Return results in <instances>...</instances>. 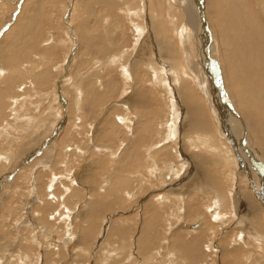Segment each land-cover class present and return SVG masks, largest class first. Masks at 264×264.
Listing matches in <instances>:
<instances>
[{
    "label": "bare ground",
    "instance_id": "obj_1",
    "mask_svg": "<svg viewBox=\"0 0 264 264\" xmlns=\"http://www.w3.org/2000/svg\"><path fill=\"white\" fill-rule=\"evenodd\" d=\"M96 1L98 2L99 5L105 6V12L107 14L103 22H100L99 20L100 23H103L102 28L100 27V23H98V19H97L98 14H96V10H95L97 6L90 3L89 0H0V21L3 20L2 21L3 24L2 23L0 24V29H2V27L7 25L8 21L6 20V17H15L13 23L11 24L13 25V27L16 24L15 30H13L12 27L11 28L7 26L6 28L4 27L3 29L5 30L2 29L0 36V166L3 167L5 165L4 163H8L9 161H12V159L14 158V156H12L14 155L13 154L14 152L15 154L18 153L19 156L18 155L17 156L18 158L19 157L20 158L19 160L18 158H16L18 160V161L15 160L17 161L16 163L13 160L15 164H13V162H12L13 165L8 164L11 168L10 172H14L15 170L17 171L18 168H21L19 166L23 164L22 163L23 160H27L30 157L34 159L33 162H31L28 165H25L22 171H20L19 173L17 172L16 177H14L11 182H9L7 185L4 186V191L5 193H7V195L5 197L4 195H1L2 197L0 204V209H3V212H5V209L7 211H10L12 214L15 211H17L14 208V203L13 206L11 207H9L8 205L9 209H7V206L4 205L5 199L8 196L10 189H12L11 192H13V194L15 195L16 194L21 195L22 193L24 194L26 200L32 206L30 208L31 210H29L30 212L24 210V215H22V219L21 218L18 219V217L16 216L18 220H16L15 217L14 219L10 218L8 212L6 211L7 214L4 213L5 215H7L5 216V219L9 218V220L7 221L5 220L6 223L4 221L5 226L13 225L11 226V228L15 227L14 229H17L16 224L18 225L24 224L25 227L29 229L31 225L33 227L35 226V222L38 220L37 218H39L42 222L43 221L48 222L47 224H49V220L51 222H55L56 224H54V226L56 230L54 232H56V234H52V229L49 228L50 227L49 225H48L49 227L47 226L48 228L46 227L43 228V226L42 228L43 230L45 229L46 232L48 231L47 233L51 235L49 239L52 241L49 247L50 250L51 251L53 250V252L55 253L53 257H60L61 250L63 251L65 249L64 248L65 243H63L62 241L64 240L63 239L64 236L69 234L70 235L69 238L71 237L74 238V236L71 235L70 223H72L71 229L73 230L74 228L75 230L76 228L75 225L76 226L78 225H77V220L76 222H74L75 221L74 219L76 216L77 217L83 216L81 215V213H83L82 211L84 209L87 210V213L85 212L86 216H84V218L86 217L87 220L90 217L92 218L90 219V221H92L93 219L99 217V215L103 211L109 208L108 201H106L105 199H110L111 201L114 195L119 197L121 200L123 199L125 200L127 198L131 199L132 201H135L136 204L139 202L140 199L143 200V198L149 196L147 200L145 199L146 201L143 200L144 201L143 204H140L141 208L138 207L140 208L138 211H137L138 208L136 209L137 218L140 219L142 226V231L140 234L138 233L139 236L136 240V246L138 245V249L140 253L143 251L148 252L152 249V247L156 246L157 237L159 241L161 239V234H159L160 232H158L160 228L159 227L160 222H165L166 225L165 227L162 225V228L163 227L165 228L163 234H165L166 236L165 238L163 237L164 240L161 241V244H159L158 250L159 249H162L163 251L170 250L172 259H169V261L172 262V264H233L234 255L237 253H238L237 255L243 254L241 250H237V248H235L237 247L235 244L241 242L243 238L246 236L242 235V233L240 232L241 234L236 233V235L231 239H226L228 237V234H230L229 232H231L228 231L229 228L228 219H230L231 217L229 218L227 217V215L232 210L230 212L225 211V206L227 205V201H229L230 203V199L228 196L229 194L227 195L223 191V184L221 183L223 180L222 179L217 180L212 172L208 171V173L210 172L211 174L209 173L210 176L209 177L206 176L207 178H205V173H207V171L204 172L203 170H205V167L200 166V164H199V168L201 169L199 171L200 174H196L195 170L197 171L198 169H196L195 167V170H193L192 167L197 166V162L199 163V161L197 160V162H195L194 159L195 155L193 153L192 156L190 155L188 156L190 159L187 157L189 160L186 157H184V154L182 156L179 148H180V143L182 142L184 143L183 140L185 138L182 140V138L178 134V128L180 127L178 126L180 118L178 113L179 110L177 107L181 109L182 103H184L188 113L191 114L193 117L192 119L191 115L190 116L188 115L189 123L193 121V123L196 126L198 125L202 129L208 130V133L211 134L212 133L211 129L213 126L209 124L211 121L207 122L208 112L207 111H206L207 113L205 112L203 104H201L200 102L201 98L197 95L196 92L199 91L201 93L202 98H204L203 100H205V96L207 99H210L211 89L215 88L217 92L216 94L218 95L217 98L221 99L222 105L224 106V110H226V107L229 105V107H231L235 112L234 115H231V117L233 118H230V120L228 119L227 121L228 126L231 128L232 124H236L239 120H241L242 122L241 127L244 129L243 131L244 134L242 130L239 131V129L241 128L238 126L237 127L238 132L236 133V135L238 134L239 136V137L237 136L239 143V145L238 144L237 145L239 146L238 148L239 151H242L243 159L247 160V150L243 142L244 139L249 140L247 133L249 137L250 134L247 130H249L250 133L252 134L253 137L252 141L255 143L258 150L260 151L261 157L264 159V0H96ZM66 2L68 4H66ZM47 3L63 4L61 6V10L63 12L62 21L67 22L66 27L63 23V27L65 28L64 36L66 37V41L63 39L60 40V42L62 41V45L67 44L68 51L65 54L62 62L59 64L57 63L55 66V68L59 69L57 72L60 74V77L59 79H56L54 81L53 88L50 90V92L39 93L38 92L39 90L36 89L37 99L38 101H40L42 106L39 104V102L37 104L35 103L28 104L30 106L33 105L37 110L41 106V108L39 109L40 115L36 117L34 116L32 117V115L29 113H21L24 110V105L27 104L26 102L29 96L27 95V97L25 96L23 97L22 93L25 91L27 84L25 83L26 85L22 84L20 86L19 81L22 80L23 82V80L29 78V76L26 77L29 74V72L26 71V69L27 70L38 69L39 67L38 68L36 67L38 64H42L41 66H43V69L33 74V78L36 82L33 88L36 87V85H39V87L40 85L45 86V84L48 81H50L49 80L50 73L48 69L44 70V68H47L49 63L52 61L53 57L56 56V55L54 56V54H56L54 52L55 44H53V42L49 40V42H52V46H48L49 44L51 45V43H48L46 48L39 51L42 56L39 59H37V57L36 59L29 58V56L27 55L30 54L33 49L34 52L38 53V51L37 50L35 51V49L39 48V47L36 48L40 38L39 34L41 35L43 33V30H41L43 27L41 21L44 15L46 14L43 11L44 9L43 6ZM7 6L10 7L11 10H8L6 8ZM92 6H94V8ZM83 7L84 9L88 10V15L90 17L88 16L86 17L84 15V12L82 10ZM5 10L6 12H8L7 15ZM78 13L82 15L79 16ZM88 18H91V20H89ZM125 20L132 27V31L134 33V35L132 36L133 37L132 40L134 41V45L132 44L134 51H137L138 46L142 44L141 37L143 36L148 26V30L150 29L153 35H155L158 38L159 47L164 46L166 51H168V54H170V56L166 58L170 65L168 75H166V70L163 69V67H161L159 64L161 63L160 62L161 56L159 57L160 52L153 54L148 53L150 54L148 55L149 57H147V55H145V57H142L141 55L142 51L140 52L138 51L140 55L138 57L140 59V63L138 61L137 62L135 61L138 59H135L134 60L135 64L133 65V67H136L135 70L137 71L138 70L137 67L140 66L142 61V64L146 68V70L152 72V83H150L152 88L154 89L158 88L160 90H163V94L162 93L161 94L163 95L166 101L165 109L167 113L166 114L167 119L163 121L164 124L158 122L159 123L158 126L155 125V119H156L155 113L149 112L150 114L148 115L145 116L142 115L141 116L142 119H141V117H137V114H135L133 111V108L134 109L140 108V110L142 111V106L145 105L151 99L152 94H155L158 97H160L159 96L160 94H156L155 90H153L154 93L151 92V90H149L148 88L149 86L140 87L136 95H134L136 93L135 91L131 92L133 83L136 84V77L133 75L134 71L131 72L130 68L129 71L126 70L125 68L126 66L124 67L123 63L125 62V59H127V57L129 56L130 51L132 49L130 47H132V45L129 44L130 46L124 47L123 49L119 48L122 49L120 52H117L115 54L114 53L110 54L103 59H98L96 62H94L95 64L93 63L94 68H91L90 70H87L84 73H82V71H79L77 73V76L70 74L71 70L78 63L77 60L78 56L79 55L82 56L86 49L91 51L95 47H97L99 48V50H102L103 48L102 52H107L108 47L111 46V44L113 43L118 45L119 47V43L121 41V36L123 35V31L125 33L124 30ZM138 20L141 22L138 23ZM170 26L171 28H169ZM128 28L130 29V27ZM101 29H103V31H101ZM129 32H131V30ZM170 32L175 37V39L178 40V42H175L174 40L173 41L177 44L179 43L180 48L182 47L184 49L186 54H183V56L186 55L187 57L191 58V60L189 59L190 60L189 64H192L193 67L192 70L195 72L196 78L194 81L196 83L194 84L195 85L194 88L197 89L196 92L190 87V85L188 86V84L185 92L184 90L180 89V83H183L181 79V75L183 73L184 74L186 73L184 71V68H182L181 65L179 64V62L182 63L181 56L177 53L179 49V45H177L178 49L176 48L177 49L176 52L173 49L175 43L173 42L174 44L172 45V43L168 39L169 36L168 34ZM10 33H12V35L9 37V39H7ZM149 34L151 33H148V35ZM126 35L129 36L128 34ZM207 39H208V47H206ZM110 41L112 43H110ZM188 41H192L191 42L192 44H188ZM195 41L196 42L198 41L197 53H199L201 57L199 61H197L196 53L191 52V50H194ZM61 47L63 48V46ZM77 47L78 50L76 49L77 52L73 53V55H75L73 56L71 52L74 48ZM20 60L29 61V63L22 65V69H21L19 68L21 66ZM202 62L206 70H203V66L201 64ZM95 65H99L100 67L96 66L99 68L105 66H107V68L108 66L110 68L120 66V77L123 79L124 82V86H123L124 89L122 88L123 93L121 91V95H122L121 98L123 101H119V103H117V105L123 108L122 113H120L119 115L117 114L112 119L109 118L110 115L108 116L107 114H103L101 115V117L99 115L100 118L96 116L99 121V122L96 121L97 123H99V125L96 124L98 126L97 131L99 137L103 136L104 138H106V140L111 141L116 136L115 135V133L117 132L116 125H120L125 130L126 138L130 137L128 138L130 139L129 143L128 141L124 142L123 140L119 143L120 145L118 147V151L113 150L115 146H113L112 149L111 145L108 147V145L105 146L102 143H101L102 146L95 143L97 146H94L92 148L91 154H95L94 153L95 151L96 154L109 153L110 156L114 157V160L112 161L115 162L114 163L115 167H113L114 170L110 171L111 172L110 175L108 174L109 178L107 177L106 179H104V183L103 185L100 186V189L97 188L98 192H94L95 190L92 188L91 191L89 190L87 191L86 188L83 189L84 187L81 185H83L82 182L84 181L83 178L85 175L88 174V177L86 176L85 177L88 178L89 180L91 179V181L93 182L95 181V178H93V175L90 172L91 166L89 167L88 164H87L88 166L86 165L83 168L80 166L82 168L81 170L79 169L76 170L74 168L75 166L78 167V165L75 164V162H73L75 160L74 156L73 158L70 156L73 159V161L72 159L67 158L69 159V161L71 160V162L75 164V165L73 164L74 167H72L75 169L74 171L67 170V173H65L66 175L63 174V176H60L59 175L60 173L57 174L56 170L54 169L55 165L60 164V163L56 164L55 158H57V161L62 160L61 157L63 158L64 156L63 154L66 152H70V151L73 152V149H75L79 152V154L86 155L85 150H82L79 146H74L72 140H74L77 144L79 139H81L83 140L81 142H83V144L85 145V143L88 142L90 137L88 132H83L86 126V122L84 121L85 117L83 116L87 115L86 110L83 111L84 110L83 106L85 104L94 105L92 103L93 102L92 96H94L95 93L93 95L92 92L93 89L91 90V88L89 87L87 88V90L85 89V87L82 88L81 79L82 80L85 79L87 75L93 70L95 69L98 70L99 68H95ZM187 68H191V67L187 66ZM146 70L144 71L146 72ZM23 71H25V74ZM145 75H141V76H145ZM192 76L194 77V75ZM179 79H181V81ZM170 83H172L173 90ZM174 83H178L179 90L181 91L180 95L177 93L178 89H176L175 87L176 84L173 85ZM99 84L100 85L98 86H101V83ZM95 86L96 85H94V88ZM29 87H31V84ZM91 87H93V84ZM68 91H72L73 94H75L73 95L74 98L72 99V101H70L71 98L68 97L67 94ZM164 91H166L167 97ZM55 94H57L61 98L60 102L58 101V96L53 97ZM85 95H87V99ZM97 96L100 95L98 94ZM156 97H154V100L156 99ZM181 97H182V103H180ZM66 98H68L67 100L68 105L72 102L71 105L72 107H74L75 113L72 112V114H74V122L70 120V123L68 121V124L67 123L66 125L63 124L64 127L61 126L63 127V130L60 132V135L58 136L56 141L53 144H50L52 146L49 145L50 146L49 149L45 151L43 150V153L39 156V152H35V150L37 151V148H40L42 144L45 141H47V138H49L47 136H50L54 132L53 130L56 128V125L61 124L62 118H60V115L63 112L61 113L60 108L67 110V108H64V106H66L65 105ZM88 98L90 99L88 100ZM160 98H158V100ZM175 99L177 100V102L175 101ZM32 100L34 101L33 98ZM111 101H113V99ZM160 102L163 101L160 99ZM217 103L219 102L217 101ZM220 110L222 111V108ZM42 111L43 112L45 111L44 113L45 117L47 115H50L52 117L55 114H59L57 121L59 120V118L60 121H58L59 122L58 124L55 123L56 125L54 126L55 127L54 129H52L53 128L52 126L49 129L48 128L44 129L43 131H45L46 134L44 133L45 135L42 136L38 145L36 144L37 146L35 145L36 147H34L33 149H31L30 147V150L28 151H26L24 148L23 149L24 151H22L23 153L20 156L21 152L19 151L22 150L21 149L23 148L22 145L25 143V142L23 143L24 139L22 140V138L24 137L27 138L28 135L30 134L34 135L33 133L37 132V130L42 131L43 127L45 126V123H43L45 121L42 120V116H43L41 115ZM31 112L33 111H30V113ZM67 112L68 115L71 114V111H69V109ZM144 112L145 111H143V113ZM90 115L88 114V116ZM156 115H158V113ZM136 117L138 120L135 122ZM148 117L150 119L152 118L151 121H149L150 119L148 120ZM235 119L237 120V122L235 121ZM216 121L218 122V118L216 119ZM54 122L55 119L53 123ZM114 126H116V128ZM156 126L159 129L157 130L162 133L160 132L158 133L157 131L154 130V128L156 129ZM92 128H94V126L92 124H89L88 129H92ZM222 129L223 127L220 126L219 131H222ZM69 132H71V134ZM12 133L17 136L13 135ZM56 133L58 134L59 132L57 131ZM83 133L85 134L87 133V136L82 137L81 134ZM156 133H158L157 138H159V143H157L158 142L157 141L155 143L153 142L155 144V145L153 144V146L148 145L152 143V142L150 143L149 141L152 140L153 136H155ZM67 135L70 136L69 137L70 139L67 138L69 139L68 140L69 143L73 144L74 147L70 148V146L66 147L65 145L61 147V150H58L59 146H61V144L64 142L63 140L66 139ZM74 135L76 136L74 137ZM95 136L94 137L97 141L99 137H97V134ZM219 136L221 139H223L222 133L219 134ZM92 141L93 140L91 139V142ZM190 143L193 144V141L191 140ZM46 145L47 144L42 146L43 147L42 149H46ZM78 145L81 144L78 143ZM143 145L144 146L147 145V146L144 147ZM171 145L175 146L174 148L175 152H172V154L175 155L169 154L171 152H168L167 147ZM5 149L7 151H5ZM59 151L61 153H58ZM250 153L252 154L251 151ZM159 154H161V156L163 157L166 156L168 159H171V157L169 156L172 155L173 157H175V159L174 160L167 159L166 161H164L166 158L160 157V159H162L163 162L161 161V163H159L160 160L158 161L156 159L158 158L157 156ZM69 155H71V153H69ZM232 155H233V151H232ZM76 156L78 159L80 155L78 156L76 154ZM231 158L233 159L234 162L233 164H235V166L238 167V162H236L234 155ZM65 159L66 158H64V161ZM102 159L103 158L98 159L96 160V162H94L95 164L94 166L97 170L98 168H101L104 165V160ZM65 163L62 164L63 167L66 166ZM188 163L190 164V169L193 170L192 172H195L194 174L195 176H197L196 179L198 180H195L194 177H193L194 180L193 179L191 180V177L186 174V171L189 168V167L187 168V166H189ZM229 164L231 165L230 162ZM111 165L113 164H110V167ZM160 165L162 167H160ZM254 165L257 168L259 176L253 174V171H250V168L249 167L247 168L246 166H244V171H246V173H244V171H242V169L240 168L237 169L241 170L239 171L241 174H243V178L248 175V177L253 182L257 181L260 182L262 185H264V174H263L264 168L261 167L260 164L256 161L254 162ZM56 167L58 168V166ZM137 167L139 169H136L135 171V168ZM247 172H249L250 175L247 174ZM244 174L247 175L244 176ZM251 176L255 178V181ZM235 178L237 180V177ZM137 179L141 180V182L140 181L139 182L141 187L144 186L143 190H140L139 184L137 185L138 182L136 181ZM134 180L136 181V184H133ZM20 181L23 182V186H20V183H22ZM232 181L234 182L233 178ZM247 183L249 182L247 181ZM173 184H178V186L179 184H181L183 186L182 187L179 186V190H178L177 186L175 185L177 189L176 192H172V193L167 192L169 188H172L171 186H173ZM168 186L169 188L167 190ZM235 186L237 187L238 185ZM252 186H254L253 183ZM34 189L36 190V193L34 192ZM259 189L256 196L262 202V205H264V187H259ZM82 190L88 192L89 194L90 192H92V195L90 194L91 200H87V204L85 206L86 208L80 210V207H82L81 202L79 201L77 202V200H73V199L77 197V195L80 194ZM137 190H140L141 193L137 192ZM172 190H174V188H172ZM210 191H212V193ZM254 193L256 194V192ZM210 194H214V195L211 196ZM253 195H251L252 198ZM70 199L71 202L74 201L73 209L70 207ZM258 199H256V201ZM113 201L117 204H120V201L117 199L116 200L114 199L111 202ZM57 203H58V209L56 210V212H53L55 210L54 207L56 208V206L54 205H56ZM202 203H205L203 204L205 206L201 207ZM63 207L64 209H62ZM131 208H133V206H131ZM174 208L176 209V213L173 210ZM64 210L67 212H65ZM116 211H118V208ZM116 211H114L113 213H115ZM57 213L58 215L56 216ZM125 213L126 212H124V214ZM179 213L185 218L195 216L194 221H192L191 219L190 222H183L184 221L182 220L183 217L181 219L178 218L180 217L178 215ZM163 216L165 217L163 218ZM31 217H32V221H31ZM77 217L76 219H78ZM3 218L1 219L3 220ZM50 218L53 219L54 221L51 220ZM112 218L114 217L112 216ZM131 218L133 217L131 216ZM232 218L236 219V215L232 216ZM2 220L0 225L3 222ZM188 220L186 219V221ZM242 221L243 220H241L240 218V224H239L240 227L242 226L244 227ZM136 222H138V220H136ZM9 223L12 224L10 225ZM92 224L94 225V222ZM111 224L113 225L114 222H112ZM239 225L235 227L238 228ZM254 225L257 226V228L259 229L260 234L256 235L257 237L255 236L253 237L257 238L256 239L258 240L257 243L264 244V226L261 223V219H255ZM93 227H95V225ZM11 228H9V230H11ZM116 228L118 229L120 236L121 235L124 236V234H126L127 231L126 228H123L120 225L116 226ZM219 228H222L221 230L222 232L219 231ZM139 230H141V228ZM2 231H4L5 234L4 228L2 229ZM33 231L36 230L34 229ZM254 232L256 231L254 230ZM33 233L31 234L33 235ZM80 233L81 235L80 234L79 235L82 240H85V237L86 239H88V237L92 234V232L90 233L89 231H86L85 233L81 231ZM218 233L219 235L220 234L223 235V237L220 240L218 238L219 237ZM57 234L63 235L61 241H59L60 239L57 238L58 236ZM38 235L40 234L38 233ZM47 235H44V237ZM39 237L40 236H38V239ZM0 238L2 239L3 237ZM155 238L156 240H153ZM222 239H226V240L221 241ZM77 240L80 241V239L78 238ZM221 242L223 246H219ZM4 243L6 244V242ZM4 243H2V246ZM10 243H8L6 246L9 247ZM29 243H27L26 241V243L24 244L30 245ZM70 244L68 242L67 245ZM37 245L38 243L35 244V246ZM248 246L250 245L248 244ZM170 247L173 248L174 251L171 250ZM13 249L14 246L13 248L10 246L8 248V251L10 250L12 252ZM40 250L37 253L41 252ZM47 250L45 249V251ZM22 251L11 253L12 256H10L9 259L8 260L6 259L7 261L4 262H6V264H25L23 261L24 260L26 261L28 259L30 260L29 258L30 256H28L26 253L21 254ZM3 252H5V250ZM50 252L46 253L47 255L45 254L44 255L50 256L49 255L51 254ZM114 252L115 251L113 250V254H115ZM41 253H39L40 255L39 254L34 255L36 257L35 258V261L37 262L36 264H42L41 262L42 260H40V257L42 255ZM6 254L5 256H7ZM137 254L139 255V253ZM152 255H153L152 257L151 256L147 257L148 259L146 260V262H148V264H150L149 262L150 261L152 262V260L155 261L156 257L159 258L160 257L159 255H161V253L158 252L156 249V251H154ZM248 258H246V261H250ZM41 259H43V255ZM50 261L51 260H47L46 263L44 264H51ZM107 262H105L104 260L102 264H106ZM33 263L35 264V262ZM262 264H264V262Z\"/></svg>",
    "mask_w": 264,
    "mask_h": 264
},
{
    "label": "rangeland",
    "instance_id": "obj_2",
    "mask_svg": "<svg viewBox=\"0 0 264 264\" xmlns=\"http://www.w3.org/2000/svg\"><path fill=\"white\" fill-rule=\"evenodd\" d=\"M90 1V3H92L93 5H95V6H97L96 8H95V10H96V14H98L97 15V19H98V23H100V22H103L104 21V19L106 18V16H107V14H106V12H105V6H103V5H99L98 4V2L96 1V0H89ZM64 2V1H63ZM66 4H68L67 2H66ZM63 4L62 3H47V4H45L44 6H43V11L46 13L45 15H44V17H43V19H42V24H43V27H42V29L41 30H43V33L40 35L39 34V41H38V43H37V47L36 48H38V49H35V51L37 50L38 51V53L37 52H34V49L31 51V53L30 54H27L28 56H29V58H34V59H36V57H37V59H39L40 57H42L41 56V53L39 52V51H41L42 49H44V48H46L47 47V44L48 43H51V45L49 44L48 46H52V42H53V44H55V47H54V52L56 53V54H54V56L55 57H53V59H52V61L49 63V65H48V67L47 68H44V70L45 69H48V71H49V73H50V81H48L46 84H45V86H41L40 85V87H39V85H36V87H34L33 88V86H35V80H34V78H33V74L34 73H36V72H38V71H40V70H42L43 69V66H41L42 64H38L36 67L39 69H33V70H27L26 69V71H28L29 72V74L26 76V77H28L29 76V78H26L25 80H23V82H22V80L21 81H19V84H20V86L22 85V84H24V85H26L27 84V87H28V89H27V87H26V89H25V91L22 93V95H23V97L25 96V97H27V95L29 96V98H28V100H27V104H25L24 105V110L21 112V113H29V114H31L32 115V117L34 116V117H36V116H39L40 115V112H39V109L41 108V103H40V101H38V99H37V94H36V89L37 90H39L38 92L40 93V92H43V93H48V92H50V90L53 88V85H54V81L56 80V79H59V77H60V74L57 72L59 69H57V68H55V66H56V64L58 63H61L62 62V60H63V58H64V56H65V54L67 53V51H68V46H67V44H64V45H62V41L60 42V40H65L66 41V37L64 36V32H65V28L63 27V23H64V25H65V27H66V23L67 22H64V21H62V18H63V12H62V10H61V6H62ZM93 8H94V6H92ZM8 10H11V8L10 7H6ZM80 8V7H79ZM83 12H84V15L87 17H90L89 15H88V10L87 9H84V7H83ZM103 10V11H102ZM5 12H6V10H5ZM7 13L8 12H6V15H7ZM78 15L80 16V15H82V14H79L78 13ZM14 18L15 17H6V20L8 21V23H7V25H5L4 27L6 28V26L7 27H12L13 28V30H15L16 29V24H15V26L13 27V25L11 24V23H13V20H14ZM89 20H91V18H88ZM99 20H100V22H99ZM2 21L3 20H1L0 21V24L2 23ZM141 21H139L138 20V23H140ZM125 28H124V30H125V33H124V31H123V35L121 36V41H120V43H119V47H118V45H116V44H111V46H109L108 47V51L107 52H102L103 51V48H102V50H99V48H97V47H95L93 50H88V49H86L85 51H84V53H83V55L82 56H78V58H77V60H78V63L75 65V67L71 70V72H70V74L71 75H74V76H77V73L79 72V71H82V73H84L85 71H87V70H90L91 68H94V62H96L98 59H103V58H106L108 55H110V54H115V53H117V52H120L124 47H127V46H130V45H134V41L132 40L133 39V35H134V33H133V31H132V27L129 25V23L125 20ZM3 24V23H2ZM11 24V25H10ZM129 25V26H128ZM141 25H143V24H141ZM102 26H103V23H100V27L102 28ZM127 26V27H126ZM4 27H2V29L4 28ZM128 27H130V29L128 28ZM128 30H127V29ZM169 28H171V26L169 27ZM2 29H0V36H1V31H2ZM3 30H5V29H3ZM131 30V32H129ZM101 31H103V29H101ZM150 29L148 30V26H147V28H146V30H145V32H144V34H143V36L141 37V45L140 46H138V49H137V51H134L133 50V45H132V47H130V48H132L131 49V51H130V54H129V56L127 57V59H125V62L123 63V65H124V67L126 68V70H128L129 71V68H130V70H131V72H133V75L136 77V84L135 83H133V86H132V88H131V92H136L134 95H136L137 93H138V89L140 88V87H143V86H149L148 88H149V90H151V92H153L154 93V91L153 90H155V92H156V94H160L159 96L161 97H158L157 95H155V94H152L151 96V99L145 104V105H143L142 106V111L140 110V108H133V111H134V113L135 114H137V117H141L142 115H148V114H150L149 112H151V113H155V125H157L158 126V124L159 123H163L164 124V120H166L167 119V113H166V101H165V99H164V97H163V90H160V89H154V88H152V86H151V84L150 83H152V72L151 71H147L146 70V68L143 66V64H142V61H141V64H140V66L139 67H137V71L135 70V68L136 67H133V65L135 64V62H134V60L135 59H138V60H135L136 62L138 61L139 63H140V59L138 58L140 55H139V53H138V51L140 52V51H142V57H145V55H147V57H149L148 55H150V54H148V53H159L160 52V54H159V57H160V62L161 63H159L160 64V66L161 67H163V69H165L166 70V75H168L169 74V68H170V65H169V63H168V61H167V59L166 58H168L169 56H170V54H168V51H166V49H165V47L164 46H160L159 47V43H158V38L155 36V35H153V33H152V31H150ZM148 33H151V34H149L148 35ZM126 34H128L129 36H127ZM132 34V35H131ZM12 35V33H10L9 35H8V37H7V39H9V37ZM169 36H168V39L170 40V42L172 43V45L175 43V42H178V40L177 39H175V37L172 35V33L170 32L169 34H168ZM171 35V36H170ZM65 37V38H64ZM128 37V38H127ZM131 37V38H130ZM172 39H171V38ZM130 38V39H129ZM150 38V39H149ZM148 39V40H147ZM152 39V40H151ZM49 40H51L52 42H49ZM151 40V41H150ZM153 40H154V42H153ZM175 42H174V41ZM77 41V40H76ZM132 41H133V43H132ZM149 41V42H148ZM58 43V44H56V43ZM152 42V43H151ZM157 42V43H156ZM174 42V43H173ZM192 41H188V44H192L191 43ZM61 43V44H60ZM110 43H112L111 41H110ZM156 43V44H155ZM197 43H198V41L196 42L195 41V43H194V50H191V52L192 53H196V56H197V61H199L200 60V54L199 53H197L198 52V46H197ZM130 44V45H129ZM176 44V45H175ZM174 44V46H176V47H174L173 46V49L177 52V45H179V49H180V51H179V49H178V54L181 56V59H182V63L181 62H179V64L181 65V67L182 68H184V71H185V73L186 74H182L181 75V79H182V81H183V83H184V86H183V83H180V82H178V83H180V89H182V90H184V92H185V90L187 89V84H188V86L190 85V87L196 92L197 91V89L196 88H194L195 87V72L192 70L193 69V67H192V64H189L190 62V60H191V58L190 57H187L186 55V57L185 56H183V54H186L185 53V51H184V49L182 48H180V44L178 43H175ZM157 45V46H156ZM61 46H63V48L61 47ZM77 46H78V44H77ZM196 46H197V48H196ZM141 47V48H140ZM148 47V48H147ZM150 47V48H149ZM153 47V48H152ZM206 47H208V39H207V41H206ZM119 48H122V49H119ZM177 48V49H176ZM196 48V49H195ZM75 49V50H74ZM73 50H72V52H71V54L73 55V53H76L77 52V50H78V47L77 48H74ZM77 49V50H76ZM101 49V48H100ZM150 49V50H149ZM152 49V50H151ZM156 49V50H155ZM57 51V52H56ZM164 51V52H163ZM33 52V53H32ZM95 52H96V54H95ZM170 52V51H169ZM184 52V53H183ZM89 53V54H88ZM171 53V52H170ZM99 54V55H98ZM101 54V55H100ZM134 54H135V56H134ZM167 54V55H166ZM71 55V56H72ZM137 55V56H136ZM32 56H34V57H32ZM73 56H75V55H73ZM72 56V57H73ZM98 56V57H97ZM104 56V57H103ZM184 58H183V57ZM136 57V58H135ZM74 58V57H73ZM185 59V60H184ZM190 59V60H189ZM163 61V62H162ZM184 61V62H183ZM41 62V61H40ZM188 62V63H187ZM212 62V61H211ZM27 63H29V61H22V60H20V64H21V66L19 67V68H21L22 69V65H24V64H27ZM94 63V64H93ZM133 63V64H132ZM167 63V64H166ZM163 64V65H162ZM187 64H189V65H187ZM202 64V66H203V62L201 63ZM40 65V66H39ZM191 65V66H190ZM96 66H99V65H95V68H99V67H96ZM187 66L188 67H191V68H187ZM88 67V68H87ZM107 68V66H105V67H102V68H99L98 70L97 69H95V70H93L92 72H90L88 75H87V77L85 78V79H81V82H79V83H81L82 84V88L83 87H85V89L87 90V88L89 87V88H91V90H92V92H93V95H94V93H95V95L94 96H92V103L94 104V105H92V104H83L84 106H83V108H84V110L83 111H85L86 110V116L84 115L83 117H85L84 118V121L86 122V126H85V129H84V131L83 132H88L89 133V140H88V142H86L85 143V145L83 144V142H81V141H83V140H81V139H79V141L77 142V144H76V142L74 141V140H72V143L74 144V146H79L82 150H85V152H86V155H82V154H79V152L77 151V150H75V149H73V152L72 151H70V152H66V153H64L63 155L65 156H63V158L61 157V159L62 160H60V161H57V158H55V162H56V164H58V163H60V164H58V165H55V167H54V169L56 170V173L57 174H59L60 176H63V174L64 175H66L65 173H67V170H81L84 166H86L87 164L89 165V167L91 166V173H92V175H93V178H95V181L93 182V181H91V179L89 180L88 178H86V177H88V174L87 175H85L84 176V178H83V182H82V184L83 185H81V186H83L84 188L83 189H87V191L89 190V191H91V188L92 189H94L95 191L94 192H98V189H100V186L101 185H103V183H104V179H106L107 177L109 178V175H110V171H112V170H114L113 169V167H115V162H113L112 160H114V157H112V156H110V154L109 153H101V154H96V151L94 152L95 154H91V152H92V148L94 147V146H97L96 144H98V145H101L102 146V144L103 145H105V146H107L108 145V147L111 145V147H112V149H113V146H115L116 147V149H115V147H114V149L113 150H115V151H118V147H119V143L123 140L124 142H127L128 141V143L130 142V139H128V138H130V137H128V138H126V133H125V130L120 126V125H116L117 126V128H116V126H114L116 129H117V132L115 133V137L111 140V141H108V140H106V138H104L103 136H101V137H99V134H98V131H97V129H98V126L96 125V124H98L99 125V123H97L96 121H98V118H100L101 117V115H103V114H107L108 116H109V118H113V117H115L117 114L119 115L120 113H122V111H123V108H121L119 105H117V103H119V101H123L122 100V98H121V91L124 89L123 88V86H124V82H123V79L120 77V66L118 67H109L108 66V68ZM118 68V69H117ZM143 68V69H142ZM140 69H141V71H140ZM97 70V71H96ZM144 70H146V72L144 71ZM203 70H206V68H205V66H203ZM24 72V74H25V71H23ZM95 72V73H94ZM137 72H138V74H137ZM92 73H94V74H92ZM140 73H141V75H145V74H147V75H145V76H141L140 75ZM144 73V74H143ZM193 73V74H192ZM192 75H194V77L192 76ZM62 77V76H61ZM141 77V78H140ZM192 77H193V79H192ZM66 78V77H65ZM64 78V79H65ZM187 78V79H186ZM211 78V77H210ZM218 78V77H217ZM181 79H179L180 81H181ZM219 79V78H218ZM97 80V81H96ZM102 81V82H100V81ZM117 80V81H116ZM189 80V81H188ZM191 80V81H190ZM26 81V82H25ZM174 81V80H173ZM211 81H212V79H211ZM28 82V83H27ZM176 82V81H175ZM185 82H186V84H185ZM26 83V84H25ZM86 84V86H85V84ZM90 83V84H89ZM96 83V84H95ZM99 83H101V86H98V85H100ZM115 83V84H114ZM121 85H120V84ZM178 83H174L173 85H175V87H176V89H178L177 90V93L180 95L181 94V91L179 90V85H178ZM30 84H31V87H29L30 86ZM92 84H93V87H91L92 86ZM114 84V85H113ZM171 84V86H172V83H170ZM182 84V85H181ZM84 85V86H83ZM94 85H96L95 86V88H94ZM178 86V87H177ZM115 87V88H114ZM133 87H135V88H133ZM97 88H98V91H97ZM123 88V89H122ZM35 89V90H34ZM70 89V88H69ZM94 89H95V92H94ZM172 90H173V86H172ZM96 91H97V93H96ZM28 92V93H27ZM165 92V94H166V91H164ZM175 92V91H174ZM25 93V94H24ZM27 93V94H26ZM122 93H123V91H122ZM162 93V94H161ZM197 93V95L201 98L200 100V102H201V104H203V107H204V109H205V112L207 113V116H208V121L207 122H210L209 124L211 125V126H213L212 127V133L211 134H209L208 133V130H204V129H202L201 127H199L198 125L196 126L194 123H193V121H191L190 123H189V116L191 115V114H189L188 113V111H187V109L185 108L186 106L184 105V103H182V97H181V102L180 103H182V108L180 109L179 107H177L178 108V113H179V125L178 126H180L179 128H180V130H179V128H178V134L180 135V137L182 138V140L184 141V143L182 142V143H180V148H179V150H180V152H181V154H182V156H183V154H184V157H188L189 155L190 156H192V153L195 155V157H194V159H195V162H197V160L199 161V163L197 162V166H193L192 168H193V170H195V167H196V169H198L197 171L195 170V172H196V174H200L199 173V171L201 170L200 168H199V164H200V166H203V167H205V170H203L204 172L205 171H207V173H205V178H207V177H209L210 176V172H212L213 173V175L216 177V179L217 180H223L221 183L223 184V191H224V193L225 194H229L228 196H229V199H230V203H229V201H227V205L225 206V211L226 212H230L231 210V214L229 213L228 215H227V217H231L230 219H228L229 220V222H228V231H231V232H229L230 234H228V237L226 238V239H231L232 237H234L235 235H236V233H238V234H241L242 233V235H244V236H246V237H244V238H246V239H244L243 238V240L241 241V242H238L237 244H235L237 247H235V248H237V250H241L242 251V253L243 254H240V255H237V254H235L234 255V258H233V264H262L263 262H264V244H260V243H257L258 242V240H256L257 238H255V237H257L256 235H259L260 234V231H259V229L257 228V226H255L254 225V221H255V219H261V223L263 224V226H264V215H262V214H264V205H262V202L257 198V192H258V189H259V187H264V185H262L260 182H257V181H255V178H253L252 176V178L254 179V181L255 182H253L249 177H248V175L247 174H249V172H247V174H244V176L245 175H247V176H245V177H247V178H243V174H241L240 173V169H242V171H244V166H246L247 168L249 167L250 168V171H253V174H255V175H257V176H259V174H258V171H257V168L255 167V165H254V162L256 161V162H258L259 164H260V166L261 167H263L264 168V159L261 157V155H260V151L258 150V148H257V146L255 145V143L252 141L253 139V137H252V134L250 133V131L249 130H247L248 132H249V134H250V137H249V135H248V133H247V136H248V139L249 140H246V139H244V144H245V147H246V150H247V160H244L243 159V154H242V151H239V143H238V134L236 135V133L238 132V126L241 128V129H239V131H241L242 130V132L244 131V129L241 127L242 126V122H241V120H239L238 122H237V120L235 119V121L237 122L236 124H232V127L230 128L229 126H228V123H227V121H228V119L230 120V118H233V117H231V115H234L235 114V112H234V110L231 108V107H229V105L226 107V110H224V106L222 105V102H221V99L220 98H217L218 97V95L216 94L217 92H216V90H215V88H212L211 89V92H210V94H211V97H210V99H207L206 98V96H205V100H203L204 98H202V95H201V93L199 92V91H197L196 92ZM200 93V94H199ZM30 94V95H29ZM68 97L69 98H71L70 99V101H72V99L74 98L73 97V95H75V94H73V92L72 91H68ZM100 95V96H97V95ZM21 95V96H22ZM133 95V94H132ZM30 96H32V97H30ZM58 95L57 94H55L53 97H57ZM86 96V99H87V95H85ZM113 96V97H112ZM157 96V97H156ZM94 97H97V98H94ZM154 97H156V99L154 100ZM166 97H167V94H166ZM32 98L34 99V101H36V102H34L33 100H32ZM94 98V99H93ZM102 98V99H101ZM158 98H160L163 102H160V99L158 100ZM223 98V97H222ZM60 97L58 96V101L60 102ZM90 98H88V100H89ZM96 99V100H95ZM113 99V101H111ZM217 99H219V100H217ZM66 100V106H64V108H67V110H65V109H61L60 108V110H61V115H60V118H62V121H61V124L59 125L58 123V121H60V118H59V120L57 121V118L59 117V114H55L54 116H50V115H47L46 117L44 116V113H45V111L43 112H41V115H43L42 116V120H44L45 122H43V123H45V126L43 127V129H42V131L41 130H37V132H35V133H33L34 135H28V137H29V139H28V137L26 138V137H24V138H22V140H23V145H22V147L23 148H21L22 150H20L19 152H21V154H20V156L22 155V151H24L23 149L25 148V150L26 151H28V150H30V147H31V149H33L34 147H36L37 145H38V143L40 142V139L42 138V136H44L46 133H45V131H43L44 129H49V128H51V126L53 127L52 129H54L55 127V125L56 124H58V125H56V128L53 130L54 132L50 135V136H47V137H49V138H47V141H45L43 144H42V146H44L45 144H47L46 145V149H42L43 147L41 146L40 148H37V151L35 150V152H39V156L43 153V150L45 151V150H47V149H49V147L50 146H52V145H50V144H53L55 141H56V139L58 138V136L60 135V132L63 130V127H64V125H66V123L68 124V121H69V123H70V120L71 121H73L74 122V114H72V112H74L75 113V110H74V107H72V102L68 105V98H66L65 99ZM97 101V102H95V101ZM208 100V101H207ZM211 100V101H210ZM101 101V102H100ZM155 101V102H154ZM175 101L177 102V100L175 99ZM205 101V102H204ZM217 101L221 104H219V103H217ZM39 102V104L41 105L40 106V108L37 110L33 105L32 106H30V105H28V104H30V103H35V104H37ZM103 103V104H102ZM112 103V104H111ZM160 103H162V104H160ZM108 104V105H107ZM152 106H151V105ZM217 104V105H216ZM221 106H219V105ZM228 104V103H227ZM67 105H68V107H67ZM87 105V106H86ZM184 105V106H183ZM27 106H29V107H27ZM177 106H178V104H177ZM27 107V108H26ZM90 107H93V108H90ZM103 107V108H102ZM26 108V109H25ZM104 108H106V109H104ZM152 108V109H151ZM222 108V111L220 110ZM249 108V107H248ZM68 109H69V111H71V114H69L68 115ZM117 109V110H116ZM140 110V112H139V110ZM144 109V110H143ZM183 109V110H182ZM33 111V112H31L30 113V111ZM35 110V111H34ZM45 110V109H44ZM114 110V111H113ZM215 110V111H214ZM143 111H145V112H147V113H143ZM181 111V112H180ZM67 112V113H66ZM97 112H99V113H97ZM106 112V113H105ZM139 112V113H138ZM215 112V113H214ZM85 113V112H84ZM101 113V114H100ZM116 113V114H115ZM143 113V114H142ZM158 113V115H156ZM34 114V115H33ZM88 114L90 115V116H88ZM96 114V115H95ZM95 115V116H94ZM99 115H100V117H99ZM139 115V116H138ZM181 115V116H180ZM189 115V116H188ZM224 115V116H223ZM226 115H227V117H226ZM98 118H97V117ZM143 116V117H144ZM223 116V117H222ZM44 117V118H43ZM96 117V118H95ZM137 117L135 118V122L138 120L137 119ZM191 117H192V115H191ZM103 118V117H102ZM218 118V122L216 121V119ZM54 119H55V122L53 123V121H54ZM141 119H142V117H141ZM150 118L148 117V120H149ZM152 119V118H151ZM151 119L149 120V121H151ZM192 119H193V117H192ZM147 120V121H148ZM5 121H7V120H5ZM88 121V122H87ZM186 121V122H185ZM96 122V123H95ZM99 122V121H98ZM159 122V123H158ZM56 123V124H55ZM40 124V123H39ZM64 124V125H63ZM89 124H92L93 126H94V128H92V129H88V126H89ZM46 125H47V127H46ZM61 126H63V127H61ZM156 126V129L154 128V130L155 131H157L158 133L160 132V131H158L159 129H158V127ZM220 126H222L223 127V129H222V131H219V127ZM59 127V128H58ZM60 127H61V129H60ZM118 127H119V129H118ZM188 127V128H187ZM217 127V128H216ZM96 128V129H95ZM58 129H60V130H58ZM158 129V130H157ZM59 132L58 134L56 133L57 131ZM120 132H119V131ZM123 132V133H122ZM222 133V136H223V139H221L220 138V136H219V134H221ZM45 133V134H44ZM70 134H71V132H69ZM68 133V134H69ZM121 133V134H120ZM158 133H156V138H155V136H153V138H152V140L151 141H149L151 144H148V145H152L153 146V144L155 143V142H157V143H159V138H157L158 136ZM160 133H162V132H160ZM13 134V133H12ZM57 134V135H56ZM69 134V135H70ZM94 134V135H93ZM97 134V137H99L98 139H97V141H96V139H95V135ZM155 134V133H154ZM243 134H244V132H243ZM13 135H15V134H13ZM69 135H67L66 136V139L65 140H63L64 142L61 144V146H59V149L58 150H61V147L62 146H65L66 145V147H69L70 146V148H72V147H74L73 146V144H71V143H69ZM82 135V137L83 136H87V133L85 134V133H83V134H81ZM93 135V136H92ZM15 136H17V135H15ZM37 136V137H36ZM54 136V137H53ZM76 135H74V137H75ZM95 136V137H94ZM120 136V137H119ZM125 136V137H124ZM238 136V137H237ZM67 138H69V139H67ZM104 138V139H103ZM27 139H28V141H27ZM91 139L93 140L92 142H91ZM94 139H95V142H94ZM187 139V140H186ZM33 142H32V141ZM67 140V141H66ZM191 140L193 141V144H191L190 142H191ZM27 141V142H26ZM228 141V142H227ZM37 142V143H36ZM154 142V143H153ZM28 143V144H27ZM78 143L79 144H81V145H78ZM96 143V144H95ZM100 143V144H99ZM102 143V144H101ZM37 144V145H36ZM83 144V145H82ZM238 144V145H237ZM25 145H27V146H25ZM29 145V146H28ZM36 145V146H35ZM50 145V146H49ZM129 145V144H128ZM155 145V144H154ZM230 145V146H229ZM235 145V146H234ZM144 146V145H143ZM145 146H147V145H145ZM144 146V147H145ZM172 146H173V148H172ZM181 146H184V147H181ZM195 146V147H194ZM66 147H64V148H66ZM149 147H151V146H149ZM194 147V148H193ZM29 148V149H28ZM63 148V149H64ZM174 148H175V146L174 145H171V146H168L167 147V149H168V152H171V153H169V154H172V152H175V150H174ZM172 149H173V151H172ZM171 150V151H170ZM5 151H7L6 149H5ZM231 151V152H230ZM232 151H233V155H234V157H235V160H236V162H238V167H236L235 166V164H233L234 162H233V159L231 158L233 155H232ZM248 151H249V153H248ZM250 151L252 152V154L250 153ZM17 153V152H16ZM58 153H61L60 151L58 152ZM69 153H71V155H69ZM74 155H73V154ZM88 153V154H87ZM159 153V152H158ZM191 153V154H190ZM227 153H228V156H227ZM14 155H12V156H14V158L12 159V161H9L8 163H4L5 165V167L3 166V167H1L0 166V204H1V195H4V197L7 195V193H5V191H4V186L5 185H7L9 182H11L12 180H13V178L14 177H16V175H17V172L19 173L20 171H22V169L24 168V166L25 165H28V164H30L31 162H33L34 161V159H32L31 157L29 158V159H27V160H23L22 161V163L24 164H22V165H20L19 167H21V168H18L17 169V171L14 173V172H10V166L8 165V164H12V162H13V164H15L18 160H19V158H18V156H19V154L17 153V154H15V152L13 153ZM76 154L79 156L78 157V159H77V156H76ZM109 154V155H108ZM230 154V155H229ZM18 155V156H17ZM91 155V156H90ZM104 155V156H103ZM107 155H108V157H107ZM172 155H175V154H172ZM169 156V157H171V159H168L166 156H164L166 159L164 160V161H166L167 159L168 160H174L175 159V157H173V156ZM16 156V157H15ZM73 158V156H74V158H75V160L73 161V159L71 158V157ZM87 156H88V158H87ZM225 156V157H224ZM231 156V157H230ZM52 157H53V155H52ZM81 157V158H80ZM86 157V158H85ZM158 158H156L158 161L160 160V162L159 163H161V161L163 162V160L162 159H160V157L162 158L163 156H161V154H159L158 156H157ZM163 157V158H164ZM229 157V158H228ZM16 158H18V160L16 159ZM64 158H66L65 159V161H64ZM67 158H70V159H72V161L73 162H75V164H77L78 165V167L77 166H75L74 167V163L73 162H71V160L69 161V159H67ZM101 158H103L102 160H104V165L101 167V168H98V170L95 168V164H94V162H96V160H98V159H101ZM111 158V159H110ZM189 158V157H188ZM187 158V159H188ZM225 158H227V159H225ZM26 159V158H25ZM36 159V158H35ZM54 159V158H53ZM185 159V158H184ZM190 159V158H189ZM188 159V160H189ZM223 159V160H222ZM15 160H17V161H15V163H14V161ZM186 160V159H185ZM192 160V159H191ZM190 160V161H191ZM232 160V161H231ZM253 160H254V162H253ZM25 161V162H24ZM77 161V162H76ZM157 161V162H158ZM193 161V160H192ZM191 161V162H192ZM202 161V162H201ZM62 162V163H61ZM65 162H67V163H65ZM72 164H71V163ZM113 162V163H112ZM188 162V161H187ZM205 163V166H204V163ZM229 162L231 163V165L229 164ZM63 163H65L66 164V168L65 167H63L62 166V164ZM86 163V164H85ZM220 163V164H219ZM228 163V164H227ZM12 164V165H13ZM68 164H71V165H68ZM74 164V165H73ZM106 164V165H105ZM110 164H113V165H111V167H112V169H111V167H110ZM87 165V166H88ZM163 165V164H162ZM188 165L189 166H187V164H186V166H187V168H188V170L186 171V174L187 175H189L190 177H191V180L193 179V177H194V179L195 180H198V179H196L197 178V176H195V172H192L193 170H191L190 169V164L188 163ZM193 165V164H192ZM9 166V167H8ZM56 166H58V168L56 167ZM82 168H81V167ZM104 166H106V167H104ZM228 166V167H227ZM72 167H74V168H72ZM160 167H162L161 165H160ZM59 168H61V169H59ZM63 168V169H62ZM70 168H72V169H70ZM237 168H240V169H237ZM58 169V170H57ZM66 169V170H65ZM106 169V170H105ZM136 169H139L138 167L137 168H135V171H136ZM227 171H226V170ZM64 170V171H63ZM234 170V171H233ZM240 170V171H239ZM7 171V172H6ZM127 171H129V170H127ZM130 171H133V170H130ZM208 171H210L209 173H208ZM262 171V170H261ZM89 172V173H90ZM104 172V173H103ZM8 173V174H7ZM10 173V174H9ZM69 173V172H68ZM222 173V174H221ZM224 173H225V175H224ZM234 173V174H233ZM244 173H246V171H244ZM14 174V175H13ZM109 174V175H108ZM113 174V173H112ZM207 174V175H206ZM227 174V175H226ZM238 176H237V175ZM264 174V173H263ZM13 175V176H12ZM107 175V176H106ZM192 175V176H191ZM194 175V176H193ZM233 175V176H232ZM236 175V176H235ZM250 175V174H249ZM9 176H11V177H9ZM102 176V177H101ZM104 176V177H103ZM207 176V177H206ZM227 176H229V177H227ZM65 177V176H64ZM223 177V178H222ZM235 177H237V180H236V178ZM80 178V177H79ZM228 178V179H227ZM232 178H233V180H234V182L232 181ZM235 178V179H234ZM87 180V183H86V180ZM193 179V180H194ZM188 180V179H187ZM190 180V179H189ZM245 180H247L249 183H247V181H245ZM250 180H251V182L254 184V186H252V183L250 182ZM103 181V182H102ZM136 181H138L137 182V185L139 184V186H140V182H141V180H139V179H137ZM136 181L134 180L133 181V184H136ZM140 181V182H139ZM229 181V182H228ZM20 182H22V181H20ZM85 182V183H84ZM92 182V183H91ZM96 182V183H95ZM100 182H102V183H100ZM135 182V183H134ZM235 182H236V184H235ZM238 182V183H237ZM251 183V184H250ZM87 184V185H86ZM85 185V186H84ZM175 185L177 186V189L179 190V186L180 187H182L183 185H181V184H179V186H178V184H173V186H171L172 188H174V190H172V188H169V186L167 187V190H168V188H169V190L167 191V192H170V193H172V192H176L177 191V189H176V187H175ZM233 185H234V187L235 188H237V189H235L234 187H233ZM235 185H238L237 187L235 186ZM20 186H23V182L22 183H20ZM226 186V187H225ZM144 186H140V190H143L144 188H143ZM98 188V189H97ZM102 188V187H101ZM163 188V187H162ZM79 189H80V187H79ZM161 189V188H160ZM176 189V190H175ZM252 189V190H251ZM11 190L12 189H10V191H9V193H8V196L6 197V199H5V202H4V205L5 206H7V209H9V207H11V206H13V203H14V208L17 210V211H15L13 214L10 212V211H7L6 209H5V212H3V209H0V219L1 218H3V222H2V224L0 225V237H3L2 239L0 238V245H1V247H0V263L1 264H6V262H4V261H7L8 259H9V257L10 256H12L11 255V253H13V252H20V251H22V253L21 254H24V253H26L28 256H30L29 258H30V260H31V262H30V260L28 259V260H24L23 262L25 263V264H34L33 262H35V264L37 263L36 261H35V256L34 255H36V254H39V253H41L42 255H43V259H41L42 258V255H41V257H40V260H42L41 262H42V264H44V263H46V261L47 260H51L50 261V263L51 264H102V262L105 260V262H107V260H108V262L106 263V264H148V262H146V260L148 259L147 257L149 256H153L152 254H153V252L154 251H156V249H157V251L158 252H160L161 253V255H159L160 257L158 258V257H156V260L155 261H153L152 260V262L150 261L149 263L150 264H164V262H165V264H172V262H170L169 261V259H172V255L170 254V250H165V251H163L162 249H159L158 250V247H159V244H161V241H163L164 240V238H165V234H163L164 233V231H165V225H166V223L165 222H160V228H159V230H158V232H160L159 234H161V239H160V241H159V239H158V237H157V240H156V238L155 239H153V240H156L157 241V244H156V246L155 247H152V249L150 250V251H143V252H141L140 253V251H139V249H138V245L136 246V240H137V238H138V236H139V234L141 233V231H142V226H141V221H140V219H138L137 218V211L141 208V206H140V204H143L144 203V201H146L147 200V198L149 197H146V198H143V200L142 199H140L139 200V202L136 204V202L135 201H132L131 199H123V200H121L119 197H117L116 195H114L113 197H112V199H111V201L112 200H119L120 201V204H117V203H115L114 201L113 202H111L110 201V199H105L106 201H108V204H109V208L108 209H106L105 211H103L100 215H99V217H97L96 219H93L92 221H90V219H92V218H88L87 220H86V217L84 218V216H86V213H87V210L86 209H84L82 212L83 213H81V215H83V216H80V217H77L78 219H76V217H75V221L74 222H76V220H77V225L78 226H76L75 225V230H74V228H73V230L71 229V226H72V223H70V231H71V235L72 236H74V238H69L70 237V235L69 234H67L66 236H64V238H63V235L61 234V235H58L57 236V238L58 239H60L59 241H61V239L63 238L64 240H62L63 241V243H65L64 245H65V249L62 251L61 250V253H60V257H53V255L55 254L54 252H53V250L51 251L50 250V247H49V245H50V243H51V241L52 240H50L49 238L51 237V235L49 234V233H47L46 232V230L44 229L43 230V228L44 227H46V228H48L49 226V228H51L52 229V234H56V232H54L56 229H55V226H54V224H56L55 222H51L50 220H49V224H47L48 222H46V221H41L39 218H35L36 220V222H35V226L33 227L32 225H31V227L28 229V228H26L25 227V225L24 224H16L17 226H16V228L17 229H14L15 227H12L11 228V226H13V225H11L12 223H9L11 226H5V223H6V221L7 220H9V218L8 217H6V218H8V219H5V216H7V215H5V214H7V212H8V214H9V217L10 218H12V219H14V217L16 218V220H18L19 218H21L22 219V215H24V210H27L28 212H30L29 210H31L30 208L32 207L30 204H29V202L26 200V197L24 196V194L22 193L21 195H19V194H16L17 195V197H16V195L15 194H13V192H11ZM140 190H137V192H140ZM172 190V191H171ZM241 190V191H240ZM260 190V189H259ZM105 191V190H104ZM234 191V192H233ZM34 192L36 193V190L34 189ZM151 192V191H150ZM211 193H212V191H210ZM240 192V193H239ZM254 192H256V194L254 193ZM141 193V192H140ZM169 193V194H170ZM88 194V195H87ZM90 194L92 195V192H90ZM88 192H86V191H83L82 190V192L80 193V194H78L77 195V197H75L73 200H77V202L79 201V202H81V205H82V207H80V210L81 209H83V208H86L85 206H86V204H87V200H91V195H90ZM174 194V193H173ZM254 194V195H253ZM11 195V196H10ZM211 196L212 195H214V194H210ZM249 195V196H248ZM251 195H253V198H252V196ZM20 196V197H19ZM233 196V197H232ZM250 198H248V197ZM251 196V197H250ZM36 197H37V194H36ZM117 197V198H116ZM13 198V199H12ZM21 198H23V199H21ZM11 199V200H10ZM146 199V200H145ZM256 199H258L257 201H256ZM131 200V201H130ZM253 200H255V201H253ZM8 201V202H7ZM122 201V202H121ZM26 202V203H25ZM28 202V203H27ZM73 202L74 201H72L71 202V199H70V207L73 209L74 208V204H73ZM170 202V201H169ZM259 204H258V203ZM25 203V204H24ZM242 203V204H241ZM29 204V205H28ZM112 206H111V205ZM115 204V205H114ZM133 204V205H132ZM137 206H136V205ZM175 204H177V203H175ZM203 204H205V203H202V205H201V207H203V206H205V205H203ZM8 205H9V207H8ZM245 205V206H244ZM254 205H256V206H254ZM258 205H260V206H258ZM17 206H19V207H17ZM54 206H56V208L54 207V209H52V210H54L53 212H56V210L58 209V203L56 204V205H54ZM73 206V207H72ZM131 206H133V208H131ZM26 207V208H25ZM118 208V211H116L117 210V208ZM138 207H140V208H138ZM254 207V208H253ZM23 208V209H22ZM116 208V209H115ZM138 208V209H137ZM253 208V209H252ZM33 209V208H32ZM62 209H64V207L62 208ZM120 209V210H119ZM128 209H129V211H128ZM136 209H137V211H136ZM235 209V210H234ZM254 209H256V210H254ZM22 210H23V212H22ZM51 210V211H52ZM130 210H131V212H130ZM174 210V212L176 213V209L174 208L173 209ZM234 210V211H233ZM7 211V212H6ZM65 211V210H64ZM114 211H116L115 213H113ZM135 211V212H134ZM256 211V212H255ZM2 212H3V214H2ZM11 214H10V213ZM22 212V213H21ZM65 212H67V211H65ZM86 212V213H85ZM124 212H126L125 214H124ZM128 212V213H127ZM235 212V213H234ZM262 212V213H261ZM5 213V214H4ZM79 213V212H78ZM78 213H77V215H78ZM66 214V213H65ZM133 214V215H132ZM255 216H254V215ZM58 215V213L56 214V216ZM129 215V216H128ZM180 217H178L179 219H181L183 216L182 215H180V213L178 214ZM178 215H176V216H178ZM234 215H236V219H234V218H232V216H234ZM243 215H244V217H243ZM257 215H258V217H257ZM13 216V217H12ZM18 217V219H17V217ZM37 216V215H36ZM111 216V217H110ZM112 216L115 218H112ZM121 216V217H120ZM131 216L133 217V218H131ZM106 217V218H105ZM135 217V218H134ZM165 216H163V218H164ZM261 217V218H260ZM84 218V219H83ZM108 218V219H107ZM117 218V219H116ZM194 218H195V216H191V217H187V218H185V217H183L182 218V220H184L183 222H190L191 221V219H192V221H194ZM240 218H241V220H243L242 222H243V225H244V227L242 226V227H240ZM246 218V219H245ZM51 219V218H50ZM127 221H126V220ZM186 219L188 220V221H186ZM233 219V220H232ZM1 220H0V223H1ZM6 220V221H5ZM51 220H53V219H51ZM96 220V221H95ZM112 220V221H111ZM117 220V221H116ZM122 222H121V221ZM136 220H138V222H136ZM235 220V221H234ZM4 221H5V223H4ZM31 221H32V217H31ZM54 221V220H53ZM79 221V222H78ZM116 221V222H115ZM129 221V222H128ZM131 221V222H130ZM232 221V222H231ZM245 221V222H244ZM22 222V221H21ZM88 222H90V223H88ZM94 222V225H95V227H93L94 225L92 224ZM112 222H114V226L111 224ZM238 222V223H237ZM4 223V224H3ZM17 223V222H16ZM19 223V222H18ZM63 223V222H62ZM116 223V224H115ZM128 223V224H127ZM139 223V224H138ZM8 224V225H9ZM232 224V225H231ZM245 224H246V226H245ZM3 225V226H2ZM24 225V226H23ZM49 225V226H48ZM85 226V227H87V228H85V227H83V226ZM113 226V228H112V226ZM118 225H120L121 227H123V228H126V234H124V236H120L119 235V232H118V229L116 228V226H118ZM162 225L164 226L163 228H162ZM237 225H239L238 226V228H236L235 226H237ZM41 228H40V227ZM42 226H43V228H42ZM48 226V227H47ZM39 229H38V228ZM257 228V230H256V228ZM4 228V230H5V234L7 235H5L4 234V231H2V229ZM9 228H11V230H9ZM62 228V227H61ZM60 228V229H61ZM141 228V230H139ZM7 229H8V231H7ZM36 230V231H33V230ZM90 229V230H89ZM92 229V230H91ZM256 231V232H259V233H256V232H254V230ZM17 230V231H16ZM99 230H100V232H99ZM222 230V228H219V231L220 232H222L221 231ZM35 232V233H33V232ZM40 231V232H39ZM69 231V232H70ZM74 231V232H73ZM86 232V231H89L90 233L92 232V234L88 237V239H86V237H85V240H82L81 238H80V235H81V233L80 232ZM104 231V232H103ZM110 231V232H109ZM178 231V230H177ZM227 231V232H228ZM236 231V232H235ZM244 231V232H243ZM251 231H252V233H251ZM8 232V233H7ZM19 232V233H18ZM37 232V233H36ZM45 232H46V234H45ZM241 232V233H240ZM250 232V233H249ZM17 233H18V235H17ZM31 233H33V235H34V237H33V235L31 234ZM38 233L40 234V235H38ZM62 233H63V231H62ZM139 233V234H138ZM2 234V235H1ZM48 234V235H47ZM76 234V235H75ZM80 234V235H79ZM252 234V235H251ZM44 235H47V236H45L44 237ZM77 235H78V237H77ZM218 235H219V233H218ZM38 236H40L39 237V239H38ZM253 236H255V237H253ZM30 237H33V238H30ZM66 237V238H65ZM100 237V238H99ZM164 237V238H163ZM223 237V235H219V240L221 239ZM253 237V238H252ZM5 238H6V241H5ZM36 238H37V240H36ZM43 240H42V239ZM47 239V242H46V239ZM77 238L78 239H80V241L79 240H77ZM249 238V239H248ZM30 239V240H29ZM57 239V240H58ZM74 239V240H73ZM226 239H222L221 241H224V240H226ZM2 240V241H1ZM9 240V241H8ZM35 242H33V241ZM70 240V241H69ZM249 240V241H248ZM13 241V242H12ZM16 241V242H15ZM26 241H27V243H29V241H30V245H27V244H24V243H26ZM32 241V242H31ZM42 241V242H41ZM4 242H6V244L4 243ZM11 242V243H10ZM41 242V243H40ZM49 242V243H48ZM68 242H69V244L70 245H67L68 244ZM96 242V243H95ZM2 243H4L3 244V246H2ZM8 243H10V245H9V247L11 246L12 248H13V246H14V249L12 250V252L9 250L8 251V248L9 247H7L6 245L8 244ZM36 243H38V245L37 246H35V244ZM43 243V244H42ZM48 243V244H47ZM75 243V244H74ZM246 245H245V244ZM47 246H46V245ZM248 244L250 245V246H248ZM41 245V246H40ZM45 245V246H44ZM18 246H19V248H18ZM219 246H223V244H222V242L219 244ZM38 247V248H37ZM44 247H45V249L47 250V251H45V249H44ZM259 247V248H258ZM2 248V249H1ZM5 248V249H4ZM21 248V249H20ZM40 248H41V250H40ZM171 248V247H170ZM261 248V249H260ZM257 249H259V250H257ZM5 250V252H3ZM6 250H7V252H6ZM41 251V252H39V253H37L38 251ZM43 250V251H42ZM113 250L115 251L114 253L115 254H113ZM171 250H173L174 251V249L173 248H171ZM233 250H234V248H233ZM232 250V251H233ZM51 251V252H50ZM136 251V252H135ZM231 251V252H232ZM9 252V253H8ZM51 253V254H49L50 256H45V255H47L46 253ZM134 252V253H133ZM147 252V253H146ZM3 253V254H2ZM6 253H8V254H6L7 256H5V254ZM33 253V254H32ZM137 253H139V255L137 254ZM18 254V253H17ZM20 254V255H21ZM45 254V255H44ZM233 254V253H232ZM258 254V255H257ZM3 255V256H2ZM9 255V256H8ZM40 255V254H39ZM51 255H52V257H51ZM20 257V256H19ZM46 257V258H45ZM248 257H250V258H248ZM44 258H45V260H44ZM55 258V259H54ZM246 258H248L250 261H246ZM7 259V260H6ZM37 260V259H36ZM54 260V261H53ZM90 260V261H89ZM143 260V261H142ZM162 260V261H161ZM3 261V262H2ZM27 261H29V262H27ZM33 261V262H32ZM134 262V263H133Z\"/></svg>",
    "mask_w": 264,
    "mask_h": 264
}]
</instances>
